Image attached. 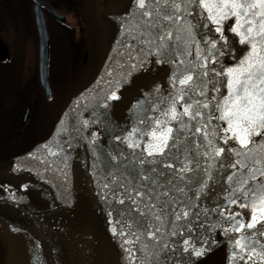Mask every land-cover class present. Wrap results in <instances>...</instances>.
Masks as SVG:
<instances>
[{
	"label": "water",
	"instance_id": "95a60500",
	"mask_svg": "<svg viewBox=\"0 0 264 264\" xmlns=\"http://www.w3.org/2000/svg\"><path fill=\"white\" fill-rule=\"evenodd\" d=\"M31 1L37 38V79L44 97L49 98V40L42 9L47 10L59 22L64 16L43 0ZM95 7L111 22L121 26L125 24V20L109 12L101 0H95ZM196 7L193 5L191 12ZM167 11L169 9H162V14ZM160 23L165 25L164 31L173 30L177 26L164 21ZM147 31L143 21L128 26L115 41L95 76L69 98L49 134L31 148L0 160V178L16 174L34 176L43 180L55 196L52 203L35 209L30 205L17 203L10 191L5 189L4 195L0 197V223L24 231L40 232L52 229L68 233L77 245L78 264H195L221 245L238 240L264 226V221H261L253 229L245 228L240 232L232 230L238 227V222L247 224L252 219V208L240 207V204L252 203L251 198L245 197L243 191L212 204L200 202L199 189L209 175L206 170L211 165V172L219 158L212 159V149L207 146L205 152L208 155L199 157V162L187 177L185 190L181 194L163 196L153 204L154 208L143 210L144 215H141V210L132 215L124 213L120 202L102 188V180L95 172L93 161L98 159L105 162V159L83 131L81 116L91 104L100 101L115 89L159 46V42L151 45L147 43ZM151 32L155 37L160 28ZM142 33L145 35H141ZM213 41L216 42V47L213 49L211 44L207 45L198 65L185 73L183 79L191 75L193 80L188 85L179 84L175 97L158 119L166 121L161 127L170 126L177 121L169 120L164 115L170 111L173 103L176 102L177 113H182L189 101L209 80L215 68L224 60L238 56L241 58L237 61L240 64L252 51L251 43L234 40V35L228 32H223ZM240 45H243V48ZM236 48L238 55L234 54ZM205 63L206 69L201 67ZM205 71L207 76H204ZM34 104L35 102H32L24 106L20 117L22 124L28 118L30 106ZM226 127L227 123L221 121L216 128L218 135L213 142L217 149H225L229 143L225 144L223 140L226 135L223 129ZM155 128L156 123L143 133L139 140L140 145L151 140L149 134ZM64 134L68 137L71 166L68 174L55 166L46 155V150ZM262 183L245 190H257ZM231 199H236L237 203H230ZM185 211L189 215L176 220V215ZM237 213L239 215H235ZM155 214H159L161 220L155 219ZM222 222L229 224L201 242H189L186 245L180 240L198 225L213 226ZM157 228L159 232H156L155 238H150L149 232H154ZM196 250H204V254L196 256Z\"/></svg>",
	"mask_w": 264,
	"mask_h": 264
},
{
	"label": "rangeland",
	"instance_id": "374dc122",
	"mask_svg": "<svg viewBox=\"0 0 264 264\" xmlns=\"http://www.w3.org/2000/svg\"><path fill=\"white\" fill-rule=\"evenodd\" d=\"M62 1H67L68 4L76 1L80 6L75 10L76 14L63 9L62 6L55 7L68 21L70 30L55 23L52 18L50 19V15L45 18L47 20V24L45 20L46 29L48 27L47 30H49L47 32L50 55L47 74L51 83V95L48 99L45 98L35 111L27 126L24 143L34 138L36 127L42 129L41 135L45 134V137L48 135L53 125H50L52 119L65 106L66 99L68 101L75 93L72 91H78L95 76L115 41L128 26L139 20L143 11L138 9L136 0H101L109 12L125 20V24L120 26L97 12L95 0H84L82 5L81 0H56L55 2L63 4ZM29 8L31 10L28 0H0V38L5 44L8 43L9 50H13L14 46L15 49L23 51L21 79L28 86L31 85L30 73L36 62V50L32 42L33 19L30 18ZM3 22L7 23V29H1ZM177 27L172 31L175 32ZM182 46L183 42L177 43L173 40L163 49L159 46L148 56V58L159 56L156 59H159L161 65L159 68H163L165 72L162 77L165 79V91L161 88L158 91L146 93L135 86L138 77L141 76V71L145 74L146 70L151 67L148 60L146 68L145 65H140V69L137 68L117 90L112 91L102 101L95 102L81 116L83 131L91 141L96 143L97 146L92 142L105 162L111 164L112 172L114 170L123 174L122 178L114 180L116 187L121 188L127 184L128 175L135 165L136 155H143L148 145V143L147 145L146 143L139 144L142 133L161 115L179 88V81L182 79L185 67L184 58L180 56ZM234 54L238 55L239 52ZM235 58L237 61L241 60L238 56ZM8 77L13 82L16 79L13 66L10 68ZM23 83L22 86H25ZM113 95L115 99L112 98ZM216 97L219 101V94ZM211 103L215 104L212 101ZM199 119H202V122L205 121L202 117ZM198 120L192 124L200 125L202 122ZM178 121L179 119L175 122L176 125ZM141 122L145 125L142 124L136 129L131 127ZM197 137L198 135H194V132L183 136V141L180 143L184 146L177 149V156H181V152H184L186 148L195 149L193 146L199 140ZM259 138L261 139V137H255L256 140H260ZM174 140L173 131L169 144ZM130 142L138 144L139 147L130 148L128 146ZM239 147L235 140L229 141L225 151L217 159L210 172L211 178L209 175L206 178L207 186L200 194V202L210 204L222 200L236 192L234 190L240 187L239 181L245 178H248V182L254 181L250 178L251 175L256 173L255 170L261 168L264 163H256L259 158L254 157L257 155H252L256 152L255 146H252L253 151L247 156L237 157L234 150ZM150 157L156 156H148L147 161H150ZM237 159L246 162L248 170L239 167L232 168L231 165ZM233 173L236 175L232 181H229L228 177ZM17 180L18 188L27 205L40 209L55 200L52 189L41 179L22 174ZM27 184L34 187V190H28L29 201L22 189V186ZM3 195V192H0V197ZM62 232L52 229L33 232L10 228L8 234L13 241V252L9 262L13 264H78L77 247L73 248V240ZM241 256L243 259H240ZM195 264H264V239H258L252 246L240 252L235 250L232 243H228L226 251L221 246Z\"/></svg>",
	"mask_w": 264,
	"mask_h": 264
},
{
	"label": "snow or ice",
	"instance_id": "6c2138e0",
	"mask_svg": "<svg viewBox=\"0 0 264 264\" xmlns=\"http://www.w3.org/2000/svg\"><path fill=\"white\" fill-rule=\"evenodd\" d=\"M138 9L144 10L141 15L145 17L143 23L148 29L147 31V43L149 45L159 42L160 49H163L169 44V42L175 40L177 43L190 44L195 42L193 33V25L188 17L192 15L191 8L193 5L197 6L201 11L198 13L201 18L207 20L213 25H216L215 31L223 33L222 24L225 20L230 18H236V26L232 27L231 31L240 36L241 43H251L252 51L236 68H230L227 73H224L228 77V95L224 97L222 101H217L215 104V110L220 113L219 116L214 117L217 120L225 121L227 127L223 129L226 134L223 137L224 143L227 144L230 140H235L239 144V149L234 150V154L237 157L247 156L249 152L255 150L264 157V0H257V2L249 3L248 0H136ZM149 4L157 5L155 10L148 7ZM167 8L169 11L163 12L162 9ZM259 9V11H253ZM207 13L205 16L203 13ZM251 16L252 19H248ZM155 17L156 19H153ZM259 17L257 22L256 18ZM160 21L174 23L177 26L176 31L168 30L164 31L165 25ZM245 25H249L246 30ZM204 27L207 28L208 24L205 23ZM160 28V32L153 37L151 30ZM186 33V36H185ZM141 35H145L142 33ZM223 39V36L221 35ZM211 44V48L216 47V42H207ZM259 45V47H258ZM203 68H207V64L201 65ZM204 76H207V71L204 72ZM193 80V76L188 75L184 79L180 80V85H188ZM201 95H206L204 91L200 92ZM116 97L113 95L112 97ZM182 99V97H181ZM213 100L216 98L213 97ZM175 103L169 112L164 115L169 120H178L182 116H188L190 120H196L198 117H202L203 113L200 108L207 109L210 106V102L200 104L199 101L196 104H189L184 108L182 113H177L175 110ZM211 117L207 119V122H202L199 127L195 128V134H200L207 141V147L212 149L211 158L215 159L220 157L225 151L224 148H216L214 144V138L218 135L216 129L211 127ZM166 121H156V128L149 134L151 142L147 145V153L149 156L164 155L166 149L170 147L169 141L172 139L173 129L171 127H161ZM135 132V130H134ZM255 137H261L260 140H256ZM131 147H139L138 144L130 142L128 145ZM204 155H208L207 152ZM256 163H264V160H257ZM165 167L172 168L173 165L168 164ZM232 168H243L248 170L246 162L237 159L235 163L231 165ZM211 165L208 166L206 172L210 176ZM192 171L187 164L179 169L180 179H183V174ZM256 173L264 176V168H257ZM235 173L229 176V181H232L235 177ZM255 180L256 175L253 173L250 177ZM240 187L234 191H243L245 197H250L252 203L240 204V207L252 208L251 222L244 224L238 222V227H234L232 230L240 232L241 230L253 229L258 223L264 221V183L260 185L257 190H244V186L248 184V178L239 181ZM207 186L205 181L200 192L204 191ZM182 191L183 189H179ZM144 193L135 192L130 195L132 204L138 208V200L136 197H142ZM166 195V193H165ZM121 204L124 200L119 201ZM230 203H237L236 199H231ZM150 208H154L155 205H149ZM145 213L141 211V215ZM188 212L176 215V220H180L182 217H187ZM239 215V213L235 214ZM154 218L161 220L159 214H155ZM234 218V217H233ZM115 231V229H114ZM156 232H159L157 228L154 232H149L150 238H155ZM264 235V232L260 233ZM187 245L189 242L184 241ZM235 246L243 249L245 247L243 238L235 241ZM187 250V249H186ZM204 250H196V256H202ZM243 259V256L240 257Z\"/></svg>",
	"mask_w": 264,
	"mask_h": 264
},
{
	"label": "bare ground",
	"instance_id": "6f19581e",
	"mask_svg": "<svg viewBox=\"0 0 264 264\" xmlns=\"http://www.w3.org/2000/svg\"><path fill=\"white\" fill-rule=\"evenodd\" d=\"M248 2L254 3V2H257V0H248ZM148 7L150 9L155 10L157 8V5L149 4ZM200 11L201 10L196 7L192 11V15L188 17V20H190L193 25H196V27L193 28L195 42L193 43V45L191 43L190 44L183 43V46L181 47V50H180L181 54L180 53L179 54L180 56L184 58V64H185V67L182 73V79L185 73H187L192 68L198 65L199 61L204 55L206 45L209 44V43H206V41L210 42L221 34L215 31L216 25H213L210 22L201 18V15L198 14ZM253 11H259V9H255ZM203 14L205 16L207 15L206 12ZM144 19L145 17L141 15L137 23L144 21ZM248 19H252V17L249 16ZM256 20L259 21V17H257ZM205 23L208 24L207 28L204 27ZM235 26H236V18L233 17V18L227 19L222 24L223 32H228L234 35V40H237L240 42V36L231 31L232 27H235ZM248 26L249 25H245L242 31L246 30ZM185 36H186V33H185ZM240 46L243 48V45H240ZM230 68L232 67L231 66L230 67H218L216 70V73L214 74V80L208 82L203 87V89L200 90V92L204 91L206 94H208L203 100L199 101L200 104L210 102L209 108L199 109L203 113V119L205 120V122H207L206 120L211 115V113L214 114L213 118L220 115V114L219 115L216 114L215 112V109H214L215 104H212L211 101H207V100H211V98L213 97L216 98V96L219 94V89L221 85L224 89V93L228 94V87H227L228 77L224 75V73H227V70ZM217 77H219L220 79L218 78L219 80L218 79L216 80ZM217 89H218V93H217ZM220 96H221V92H220L219 98ZM93 104H91L88 107V109ZM194 121L195 120H190L188 116H182L179 119L176 129L174 131L175 140L169 144L170 147L166 149V152L164 155L150 157V161H147L148 156H149L147 153V148L142 153L143 155H140V156L136 155L135 165L128 175V182L126 185H124L121 188L116 187V183L114 180H119L120 178H122L123 174L118 173L114 170L112 172L111 164L109 162H102L98 159H94L93 161L94 169H95L97 176L100 177V179L102 180L101 181L102 188L106 191V193L109 196L115 197L118 201H120L121 199L124 200L123 204L120 203L124 213L128 215H132L133 213H136V212L138 213L137 206L133 205L131 199L129 198L130 195L134 194L137 191L144 193L142 197H136V199L139 202L138 208L139 210L143 211L149 208V205H153L159 200H161V198L165 196V193L166 195L176 194V193L181 194L185 190V187H184L185 182L187 180L188 175L191 174L192 171L184 173L183 174L184 178L180 179L179 169H181L185 164H187L189 168L193 170L196 167V164L199 162V157L204 154L205 149L207 148L206 147L207 141L201 135L197 137L200 139L193 146L195 147V149L186 148L184 152H181L182 153L181 156H177V149H180L182 146H184V144L180 143L179 140L181 139V142L183 141V136H185L184 132H186L187 129L188 131H190L191 128L189 127L192 125V122ZM213 122L211 124V127L209 128V131H211L212 128L216 129L219 123L221 122V120L214 119ZM67 138L68 137L65 134L61 136L60 138H58V140L55 141L46 150V155L54 163L55 166H57L60 170L68 174L71 171V166H70V157H69ZM92 142L95 144V146H97L94 141ZM197 154H199L198 157H197ZM252 155L253 156L257 155L254 157L259 158V160H264V157H261L257 151L252 153ZM168 164L173 165V167L172 168L165 167V165H168ZM261 168H264V165L261 166ZM21 175L22 174H16V175L5 177V178H0V192H4L5 189H8L14 201H16L17 203L23 206H27V203L22 197V194L20 193V190L17 186L18 185L17 179ZM255 175H256L257 180L248 182V184L244 186V190L264 182V176L259 175V173H255ZM179 189H183V190L180 191ZM237 192H240V191H236L230 196H227L226 198L222 200L228 199L229 197H231ZM228 224H229L228 222H222V223H219L213 226L198 225L192 228L189 232H187L180 240L181 242H184L185 240H187L188 242H192V243L201 242L207 237H209L210 235L222 230L223 228L228 226ZM261 232H264V226L254 231H251L247 233L244 237H242L243 243L245 245L243 249H241L240 247H236L235 241L232 243V246L235 248L237 252H240L241 250H245L249 246H252L258 239H262V240L264 239V235L260 234ZM62 233L66 236H69V234L66 232H62ZM72 243H73V248L77 247L76 243L74 242ZM12 244H13V241H12Z\"/></svg>",
	"mask_w": 264,
	"mask_h": 264
},
{
	"label": "trees",
	"instance_id": "16d2710c",
	"mask_svg": "<svg viewBox=\"0 0 264 264\" xmlns=\"http://www.w3.org/2000/svg\"><path fill=\"white\" fill-rule=\"evenodd\" d=\"M45 1L54 8L57 6H58L57 8H59V6H62L63 9L67 11H71L72 13H75V14H76L75 10L80 6L79 2H76V1H73V3L69 2V4L67 1H62L63 4L59 2H55L56 0H45ZM28 2H29V5L31 6L32 1L28 0ZM83 3H84V0H81V5ZM29 11H30V18L32 20L30 8H29ZM44 13L46 12L44 11ZM0 16H1V11H0ZM46 24H47V20H46ZM58 25H61V24H58ZM34 83L35 82H31V85L29 86L25 85V87L22 89L18 88L15 82L13 83V81L11 80L9 81L8 86H3L0 84V160L6 159L9 156L17 154L23 150H27L31 148L35 143L45 138V134L41 135V133H43L42 129L36 127L34 130V133H35L34 138L31 141L24 143L25 142L24 136L26 135V132H27V126L30 123V120L33 118L35 111L41 106L42 101L45 99L40 88L37 87V85ZM32 85L34 87H31ZM74 92L76 91L75 90L72 91V93ZM66 101L64 104H66ZM32 102H35V104L30 106V112H29L28 118L26 122L22 124L20 122V117L24 109V106L27 103L31 104ZM62 109H60L58 114L54 116V119H52L50 125L54 123V121L56 120V118L58 117ZM22 189H23V193L27 196V199L29 201L28 190L29 189H31V191L34 190V187L30 184H27V185H23ZM1 264H9V262H2Z\"/></svg>",
	"mask_w": 264,
	"mask_h": 264
},
{
	"label": "flooded vegetation",
	"instance_id": "af4514ba",
	"mask_svg": "<svg viewBox=\"0 0 264 264\" xmlns=\"http://www.w3.org/2000/svg\"><path fill=\"white\" fill-rule=\"evenodd\" d=\"M52 8L57 11L56 8H54V7H52ZM42 11H43L44 18H47L48 15L51 16V14L47 10L42 9ZM44 11L46 13H48V14L44 13ZM51 18L53 19V21L55 23L63 25V27L66 28V29H70V26L68 25V21L65 18L61 22L55 20L52 16H51ZM7 27H8L7 23L3 22L1 29H7ZM33 33H34V35H33V38H32V42L34 44V49L36 50V53H35L36 54V62H35L36 68H35V66L32 67V71L30 73V76H31V82H35L34 84H36L37 87L40 88V86L38 84V79H37V60H38L37 59V38H36V32H35L34 23H33ZM212 41H210V42H212ZM7 45H8V43L5 44L4 41L0 38V75H1L0 76V84L3 85V86H8L9 85V81H10V79L8 77L9 76V71H10L11 66H13L14 69H15V71H16V79H15L14 82L17 85L18 88H20V87L24 88L25 86H22V83L23 82H22V79H21L22 78V67H23L22 66V60L24 58V53L20 49H15L14 46H13V50H9L8 49L9 45H8V47H7ZM235 52H238L237 48L235 49ZM49 55H50V50H49V54H48V66H49ZM238 65L239 64H238L236 58H234V57L231 58L230 57V58H227L226 61L224 60V62L220 66H218V67H230L231 66L232 68L233 67L236 68ZM218 67L215 68V70L212 73V75L209 78V80L203 84V87L208 82L214 80V74L216 73V70H217ZM32 77H33V80H32ZM47 78H48V74H47ZM218 78L219 77H217L216 80ZM48 83H49V87H50L51 83L49 81V78H48ZM23 84L26 85L25 83H23ZM203 87L201 89H203ZM200 90L189 101L188 105L189 104H193L194 105V104H196L197 101L203 100L208 95V94H206V95H200ZM220 92H221V96L219 98V101H222L224 99V97L227 96L228 94L227 93H224V89H223L222 85H221V87L219 89V95H220ZM207 101H212L213 103L216 104V102L218 101V99L216 97L215 100L211 99V100H207ZM215 112L218 115L220 114L216 110H215ZM213 115L214 114L211 113V115L208 117V118H210V117L212 118L211 119L212 120L211 123L215 119V118H213ZM202 118H203V116H202ZM198 119H199V117H198ZM198 119H196V120H198ZM157 120H158V118L155 119V121L152 123V125H150L148 128H151L156 123ZM198 121L199 122H202V119H199ZM213 123H215V122H213ZM176 126H177L176 123H174V124H171L170 126H167V127H171L173 129V131H175ZM199 126L200 125H198L196 123L195 124H192L189 127V128H191L190 131H188V129H187L186 132H184L185 136H188L192 132H195V128L196 127H199ZM195 135L201 136L200 134H195ZM150 142H151V140L148 141L147 143L149 144ZM179 142H181V139L179 140ZM10 228L11 227H9V226H7L5 224H2V223L0 224V262H9L10 261L11 254L13 252L12 239H11V237L8 234V231H9ZM222 246H223L224 251H226V246L227 245L225 244V245H222Z\"/></svg>",
	"mask_w": 264,
	"mask_h": 264
},
{
	"label": "crops",
	"instance_id": "0c3cea01",
	"mask_svg": "<svg viewBox=\"0 0 264 264\" xmlns=\"http://www.w3.org/2000/svg\"><path fill=\"white\" fill-rule=\"evenodd\" d=\"M156 57H159V56H154V57L152 56V58L151 57L147 58L145 60L146 62L144 61L141 64V65H145L144 67L146 68L147 67L146 65H148L147 61L148 60L150 61L151 67L148 70H146L145 74L143 73V71L139 70V72L141 71V76L138 75L139 79L136 82L135 86H138V88H140L141 91L146 92V93L149 91L155 92L161 88L165 91V79L162 78L164 76L165 72L163 71V68H159V66L161 67V65H160L159 59H156ZM152 66H154L155 68H153ZM138 69H140V68L138 67ZM136 91L137 90H135V92ZM164 106L166 107L165 101H164ZM167 106H168V104H167ZM143 122L135 123L131 127H133V129L139 128L142 126ZM143 125H145V123Z\"/></svg>",
	"mask_w": 264,
	"mask_h": 264
}]
</instances>
